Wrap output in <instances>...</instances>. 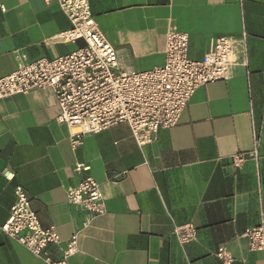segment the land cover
<instances>
[{"label":"crops","instance_id":"1","mask_svg":"<svg viewBox=\"0 0 264 264\" xmlns=\"http://www.w3.org/2000/svg\"><path fill=\"white\" fill-rule=\"evenodd\" d=\"M91 14L120 63L148 70L164 61L168 32L188 34V57L200 59L209 40L232 38L231 78L198 87L176 126L158 131L138 146L119 123L85 134L73 150L74 128L57 121L59 107L50 88L0 99V225L21 185L40 226H54L60 241L48 247L59 260L76 230L79 251L68 264H222L224 244L232 264H264L251 251L246 228L264 225V0H89ZM0 77L15 68L13 51L29 59L67 54L82 40L56 36L70 23L56 0H0ZM257 160L240 170L230 156L252 148ZM89 167L99 184L105 211L86 227L88 213L67 202L66 187ZM191 222L196 240L179 243L172 231ZM0 264H44L0 230Z\"/></svg>","mask_w":264,"mask_h":264},{"label":"built area","instance_id":"2","mask_svg":"<svg viewBox=\"0 0 264 264\" xmlns=\"http://www.w3.org/2000/svg\"><path fill=\"white\" fill-rule=\"evenodd\" d=\"M56 2L70 23L56 37L62 42L82 40L83 45L52 59H29L25 52L14 50V70L0 77V99L27 94L35 88H50L59 107L57 121L75 129L69 134L73 150L81 145L83 135L98 133L119 123L129 127L138 146L150 143L159 130L178 124L198 87L231 78L234 43L230 37L211 38L203 56L193 60L188 57V34L168 32L163 64L135 70L120 63L117 49L106 39L91 14L89 0ZM0 10L4 11L3 4ZM259 146L254 129L252 148L232 154V166L240 170L247 159L257 160ZM88 169L82 162L75 163L73 170L84 175L65 191L71 206L88 213L82 227L105 211L100 186L86 173ZM14 195V204L0 230L41 258L44 264H68V259L79 251L80 230L67 239L61 259L53 260L48 247L60 241L57 230L54 226H40L21 185L15 186ZM261 215L264 218V210ZM172 233L179 243H186L196 240L197 228L185 222L175 225ZM243 235L249 250L264 252L263 223L246 228ZM215 256L222 264L233 262V255L224 244L217 247Z\"/></svg>","mask_w":264,"mask_h":264}]
</instances>
